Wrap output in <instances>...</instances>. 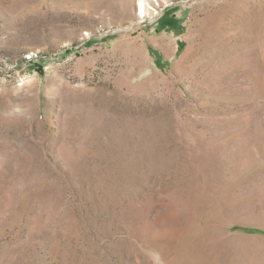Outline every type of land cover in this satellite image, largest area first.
I'll use <instances>...</instances> for the list:
<instances>
[{
	"label": "rangeland",
	"instance_id": "374dc122",
	"mask_svg": "<svg viewBox=\"0 0 264 264\" xmlns=\"http://www.w3.org/2000/svg\"><path fill=\"white\" fill-rule=\"evenodd\" d=\"M244 228L264 0H0V264H264Z\"/></svg>",
	"mask_w": 264,
	"mask_h": 264
},
{
	"label": "bare ground",
	"instance_id": "6f19581e",
	"mask_svg": "<svg viewBox=\"0 0 264 264\" xmlns=\"http://www.w3.org/2000/svg\"><path fill=\"white\" fill-rule=\"evenodd\" d=\"M155 3H157L156 1H155ZM144 5V4H143ZM148 7L149 8H151V10H156V8H155V6L153 5V4H148ZM139 11H140V13L141 14H143V15H145L146 14V8H145V5L144 6H141V7H139ZM163 43V42H162Z\"/></svg>",
	"mask_w": 264,
	"mask_h": 264
},
{
	"label": "trees",
	"instance_id": "16d2710c",
	"mask_svg": "<svg viewBox=\"0 0 264 264\" xmlns=\"http://www.w3.org/2000/svg\"><path fill=\"white\" fill-rule=\"evenodd\" d=\"M163 20V19H162ZM162 24V23H161ZM160 26V25H158ZM243 231H247V232H255V233H259V234H263L264 235V231L260 230V229H255V228H244Z\"/></svg>",
	"mask_w": 264,
	"mask_h": 264
}]
</instances>
